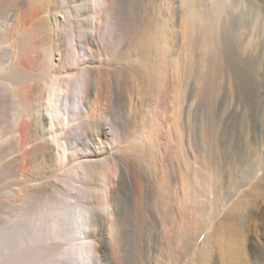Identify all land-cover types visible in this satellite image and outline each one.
Here are the masks:
<instances>
[{"label": "bare ground", "instance_id": "obj_1", "mask_svg": "<svg viewBox=\"0 0 264 264\" xmlns=\"http://www.w3.org/2000/svg\"><path fill=\"white\" fill-rule=\"evenodd\" d=\"M170 1L0 0V180L7 179L0 264H205L210 250L212 264H264V253L243 239L255 219L264 234L263 166L229 205L213 242L190 258L211 210V175L180 118L185 70L199 69L205 56L208 66L232 71L251 123L258 60H239L234 19H222L225 0H177L176 20ZM208 89L207 137L215 123V90ZM159 98L163 113L171 110L165 124ZM241 182L237 174L232 185ZM9 197L26 211L10 215ZM171 207L176 215L162 244L157 215Z\"/></svg>", "mask_w": 264, "mask_h": 264}, {"label": "rangeland", "instance_id": "obj_2", "mask_svg": "<svg viewBox=\"0 0 264 264\" xmlns=\"http://www.w3.org/2000/svg\"><path fill=\"white\" fill-rule=\"evenodd\" d=\"M225 2L226 6L225 11L222 13V19L227 14L231 15L233 17L232 19H234V30L232 31L230 37L233 41V44H235V50H237L240 55L239 60L245 59L248 55H251L258 60V75L256 78L257 83L255 87L257 88V90L259 89L260 95L257 99V118L254 122H251L252 124L250 123V112L245 105L246 99H244L241 93L239 82L232 71L222 69H220L219 71V69H217L215 65H212L211 62L209 63L211 66H208V61L204 59L205 56H202V60L200 61L202 64H204L203 60L206 62L207 65L205 64V68L201 66V63H199V65L201 64L200 66H198L199 69H197L196 66L194 67V65H192L193 67L191 66L187 68L188 70H185V110L180 117L182 118V120H180L184 126L186 134L189 135L188 137L190 138L189 141L191 143L190 149L194 151V148H197L199 150L198 153L200 154L202 160L203 173H208L211 175L208 176L209 179L208 182H206V185H208V189H206V192L211 202L209 207L208 205L206 206L205 211L208 210V208H210L211 210L209 214L206 212V214H203L204 221L201 226L202 231L200 232L198 239L194 243V249L190 255V258L194 255L195 251L200 245L205 246L208 243L210 244V242H213V236L216 226L222 220L231 202L234 199L240 197L242 193L249 190L250 187L259 180L261 176V171L259 172V170H261L262 166L264 167V0H225ZM170 4L172 7L169 9V11H173L171 12V14L173 13L172 16L174 15L176 20L177 16L175 15V13L177 14L178 12L177 0H171ZM165 8L166 6H163V9ZM173 30L176 34V42L178 44H176L175 47L173 46V51L176 50L178 52L181 47L180 44H182L180 39L181 36H178L180 34H178L177 32V27H175ZM212 66H214V68ZM207 67L209 70L207 69ZM209 67H212L213 70ZM209 71L211 73H209ZM206 72L210 75L206 76ZM210 87L212 88V90H215L213 92V111L215 123L213 134L207 137L206 131L208 125V99L206 95L207 91H209L208 88ZM131 100L127 103L126 111H128L132 106ZM156 101H158L157 106H159L158 112L159 115L161 114L160 118L165 124L170 117L169 115L171 110L168 109V113L164 114V106L162 102H160L161 98H159L158 100L156 99ZM253 134L256 142L250 143V139L252 138ZM161 146L162 150H165V145L163 144ZM215 146H217L218 152L212 156L210 155V151ZM224 146L226 147L223 148ZM251 152L256 153V155H258L259 159L261 160V165H259L258 168L256 161L251 160ZM234 157L237 159L236 162H233ZM126 167L128 182L130 183L131 187H133L134 182L130 166L126 165ZM237 174L242 179V182L240 187L234 188L232 184ZM254 174H256L255 177ZM2 180H0V186H2V184H6L7 179ZM217 181L222 185L220 191H217L216 189ZM155 183L156 182H154V185ZM24 186L25 182L19 184V186L14 185V189L17 190ZM226 193H230L229 200H224V194ZM115 196L116 195H114V199ZM12 200H14V198L9 197V201H7L8 204H12V207L10 206L11 208L9 209L10 215L13 216L14 214H16L17 209L18 212L19 210L23 211V209V212L26 211L25 206H22V204L19 205L16 202L14 203L12 202ZM259 204L261 206L263 205L262 207H264V192L259 198ZM248 210L250 212L254 211V213H258L256 208L251 203L248 205ZM175 215L176 209L174 207L170 210H168L167 208L163 209L157 215L159 216L158 227L162 235V244L171 233L169 227L171 226V222L175 218ZM131 216L132 214L130 215V217ZM162 217H166V224L161 221ZM18 220L20 219H17L16 221ZM260 227V221L258 219H255L252 222L249 230L244 232L243 239L246 242L250 241L255 249L260 254H263L264 234L261 232ZM213 257L214 252L213 250H210L207 255V262L205 264H212ZM196 263L198 264L197 261L193 262V264Z\"/></svg>", "mask_w": 264, "mask_h": 264}]
</instances>
